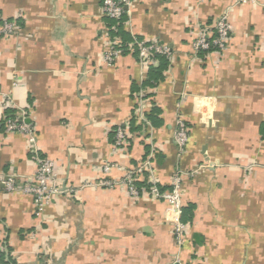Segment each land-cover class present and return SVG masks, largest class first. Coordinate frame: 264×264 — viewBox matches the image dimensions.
<instances>
[{
  "label": "crops",
  "instance_id": "1",
  "mask_svg": "<svg viewBox=\"0 0 264 264\" xmlns=\"http://www.w3.org/2000/svg\"><path fill=\"white\" fill-rule=\"evenodd\" d=\"M102 1L0 0V25L19 17L14 35L0 34V174L19 186L37 170L26 137L4 131L7 113L15 114L3 109L9 97L68 191L36 216L32 197L0 185L3 262L171 264L179 252L182 264H264V0H130L124 42L157 41L172 51L157 80L150 71L159 60L142 67L131 51L105 64L108 43L121 37ZM224 14L225 49L195 54V33L213 34ZM177 116L188 128L181 154ZM126 124L128 144L114 153L115 129ZM152 151L163 191L184 176L180 219L188 230L179 251L164 201L101 183L122 177L103 175L104 163L126 170Z\"/></svg>",
  "mask_w": 264,
  "mask_h": 264
},
{
  "label": "built area",
  "instance_id": "2",
  "mask_svg": "<svg viewBox=\"0 0 264 264\" xmlns=\"http://www.w3.org/2000/svg\"><path fill=\"white\" fill-rule=\"evenodd\" d=\"M240 1L254 3L256 0ZM129 4L130 0H103L101 14L104 18L112 20L117 24L122 19ZM18 20L19 17H15L11 21H3L0 25V34L5 36L14 35L18 30ZM112 30L113 32L117 31L116 27L112 28ZM230 33L231 26L228 23L227 15L224 14L214 22L213 34L210 33L208 28H201L195 33L191 42V49L195 54L206 53L212 49L224 50L229 41ZM125 50L136 53L138 62L142 67H145L148 63H152L156 56H163L167 60L172 58L171 49L157 41L133 39L132 42L123 45L120 38L114 37L107 45L103 61L106 65L110 66ZM5 98L6 103L3 104V109L6 111L14 110L15 114L13 117H5L3 123L4 131L6 134H21L26 137L29 152L35 156L37 170L33 176L26 179L25 183L19 186L14 175L0 174V185L8 192H21L32 197L34 209L36 210L35 215L40 216L55 197L62 195L65 191L68 193V191L63 190L59 185L53 162L47 158L38 156L35 130L30 121H28L26 112L15 107L9 97ZM138 103L137 114L139 115V119L144 120L141 100ZM128 129V124L115 129L113 143L114 153L123 151L126 148L128 144ZM187 140V125L181 116H177L174 122L173 142L179 154L183 152ZM153 156L154 151H152L148 158L137 167L126 170L120 169L112 162L104 163L101 168V173L103 175L107 176L112 171L119 170L122 173V177L118 181L105 179L101 183L108 189L121 187L126 191L127 195L133 198H137L141 194H146L151 199L164 201L174 213L172 237L179 251L188 230L187 224L180 220L183 210L181 183L184 176L182 173H177L172 180L171 189L165 191L161 190L158 181L151 172L150 160ZM145 175L147 184L149 185L148 189L136 187L135 183L142 181ZM5 251L6 243L0 236V257ZM0 264H2L1 260ZM171 264H182L179 258V252L174 255Z\"/></svg>",
  "mask_w": 264,
  "mask_h": 264
},
{
  "label": "trees",
  "instance_id": "3",
  "mask_svg": "<svg viewBox=\"0 0 264 264\" xmlns=\"http://www.w3.org/2000/svg\"><path fill=\"white\" fill-rule=\"evenodd\" d=\"M123 17H124V15H123ZM123 17H122V19L116 24V28L118 29V34H119V36L121 37V39H122V44L124 45V44H126L125 42H126V34L125 33H123V31H122V29H121V25H122V22H123ZM110 21H112V20H110ZM114 22V21H113ZM116 23V22H115ZM137 40H141V39H137ZM125 41V42H124ZM131 41V40H130ZM154 60H159V62H160V67L158 68V69H151V71H150V73H154V74H156L157 75V77L155 78L156 80L159 78V75H160V71L162 70V67H164V66H167L168 65V60L165 58V57H163V56H156L155 57V59ZM7 117H11V116H9V113H7ZM145 178L142 180V181H140V182H137V183H135V186L136 187H138V188H145V189H148V187H149V185L147 184V181H146V175L144 176ZM161 189V188H160ZM171 188H169V189H166V190H170ZM161 190H164V189H161ZM184 209L185 208H183V210H182V215H181V217H183V212H184ZM181 220V219H180ZM182 221V220H181ZM183 222V221H182ZM183 223H186V222H183ZM2 256L3 255H1V257H0V260H1V262H2V264H7V263H4L3 262V258H2Z\"/></svg>",
  "mask_w": 264,
  "mask_h": 264
}]
</instances>
